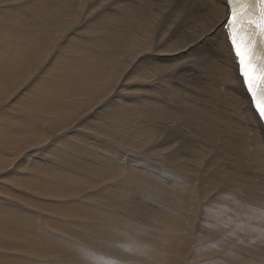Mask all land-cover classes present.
<instances>
[{
  "label": "bare ground",
  "instance_id": "1",
  "mask_svg": "<svg viewBox=\"0 0 264 264\" xmlns=\"http://www.w3.org/2000/svg\"><path fill=\"white\" fill-rule=\"evenodd\" d=\"M41 1L46 4V13L63 17L64 22L66 19L68 25H71L70 30L80 32L82 37H87V31L92 30L93 34L96 33L93 39L96 44L102 42V45H110L111 47V50L101 49L102 45L98 44L96 45L98 48L89 47V49L91 48L90 51H85L88 53L84 55L85 58H81V60L69 59L68 62L72 68L71 76L75 85L72 86V91L69 90V87H66L62 88L64 92L60 93L83 96L86 98L84 102L86 104L87 99H94L96 95H102L111 87V94L106 100L108 104L102 103L103 106H100L91 114L95 129L101 135L103 134V137L104 135L109 136L112 134V130L116 131L117 129L111 123L117 122L118 118L121 117L131 127H137V129L135 127L137 132L135 129L133 130L135 136L140 138V143L151 148L150 150L147 148L148 150L144 152L141 163H131L139 164L143 168L134 167L130 164L128 166L129 172L125 174L123 166L118 164L121 160L116 161V159H120V157H117L118 151H115L116 148L114 150L108 144H89L87 142L98 156L94 157L93 154L91 158L85 159L88 151L85 148L86 145L82 141L72 140V138H78L75 134L70 136L75 132L73 130L57 143L48 144L51 147L50 151L57 156L50 155L53 157H49L45 155L46 153H43L41 155L44 156V161L31 160L28 163L32 175L30 179L33 178L30 185L38 188V182H35L36 178L39 176L46 178V174H40L47 170L45 166H51L50 169H53V167L64 165L77 170L83 176L78 177L77 180L51 178L52 183H63L64 188L68 187L71 191H74L72 187L74 184L80 186L79 193H82L84 189L92 188L85 185L89 182L86 177L89 175L98 176L101 179V186L98 188L100 199L109 198L110 202L119 200L139 207L138 204H144V198L138 195L136 191L138 188L143 192L153 193L160 205L167 204L172 207V211L170 210L171 221L168 224L163 226L161 222L155 221V223L152 221L154 223L147 227L150 232H145L143 231L144 223L129 219L122 209L112 208V203L111 205L108 204L110 206L107 204L102 206L98 204L100 203L99 200L98 203L94 202L97 208H91L84 200H75L77 201L74 203L75 207H72L67 199L68 201L63 202V206L61 205L62 207H58L62 208L61 216L65 217V219L62 218L64 220L61 222L64 226L68 225L70 227L72 224L69 221L77 218L81 229L76 228V222L74 221L75 225L71 228L64 229L66 226L63 228L60 232L62 237L51 233L49 236L59 243L55 242L57 245H52L53 240L50 244L54 247L49 246L52 248L49 253L45 252L46 238H50L47 237L48 234L46 237H41L40 242L34 241V245H32L35 246L34 250L38 249L39 245L45 244L38 255L35 254L40 257L39 259L34 258L35 255L33 254L34 257L32 256V258L35 259V264L36 260H43L41 262L43 264H58L57 260L54 263L48 261L51 257H58V255L59 258L63 256L68 259H72L77 255L76 261L80 260L83 263L85 262L84 264H174L173 262L177 258L179 261L185 253L176 250V245L181 244L180 234L182 232L186 233V237H190L189 233L193 234L192 237L196 242H202L206 240L207 235L211 234L212 236V231L223 233L222 228L224 226L233 225L232 223L236 225L238 222L240 224L244 219L249 222L246 225L243 223L244 228H241L242 225L241 230L239 228L236 232L234 231L235 233L233 232L234 229L232 230L234 234L239 235L238 237L241 239L239 243H237L239 239L235 242L236 239L234 240V235V238L232 237L231 230L229 232L230 237L233 238L231 239L232 242L226 241L227 244L223 243L224 245L220 244L222 242L216 244L217 241L208 242L209 237L208 241L206 240L207 243H197L198 252H194L193 249L192 255H190V258L188 257L189 261L196 260L195 255H199V251H204L206 254L199 255L198 259L203 260V256H208V258L205 257L206 261L196 262L197 264H264V125L259 121L254 109L251 107L250 97L242 78L239 76L238 59L227 38V30H224L226 23L224 20L228 12L226 1ZM8 9L9 7L5 9V12L9 11ZM0 17H3V15ZM41 22L43 23V21ZM66 29L69 30L68 27ZM79 38L78 41L81 42L82 39ZM62 40L64 47L62 46L60 56L57 53L52 54L55 58L52 60V64L58 62L56 59H60L62 55L68 56L69 54L68 50L65 52L68 49V45L65 43L67 37ZM73 41H76L75 37L71 39V43ZM0 48L2 47L0 46ZM106 49L110 51H105ZM120 49H122L121 53ZM94 60L96 65L88 66L85 64ZM118 61L124 62V68L123 71L121 69L122 72L117 69L120 71V75L115 82L112 69L117 68L116 63ZM118 63L120 64V62ZM17 64L19 66L23 65L20 61ZM56 67H60L59 63L54 68H47V75L48 73L49 76L50 74H60ZM66 67L67 71L70 70L68 69V63ZM110 69L111 74L108 75ZM25 71L28 70L25 69ZM59 81L69 83L65 77H59ZM97 84L98 86L95 87ZM12 86L11 79L7 82V87ZM40 86L42 87V85ZM118 97L122 99L119 100ZM42 98L41 103L37 98H33L38 101V103L34 102L36 108H42L40 114H37L33 109L28 110L39 122L45 121L46 124L47 121L52 129L65 127L73 119L79 107L73 108L67 102L60 103L57 96L50 97L46 94ZM32 101L30 103H33ZM115 102L118 105L113 104ZM109 104L111 106L113 104L112 109L105 107ZM113 112H115V115H113ZM26 118H22L16 123L21 127L24 121L30 122ZM22 127L28 130L26 132H30V123L29 125H22ZM23 134L24 132L15 135L17 139L11 138L10 141L9 135L8 139H6V135L1 136L3 138H0V160L3 161L11 155H17L20 151V147L17 148V144H19L17 141ZM48 135L49 132L46 130L42 140L46 139ZM68 139L70 141H67ZM135 139L134 141H136ZM140 143L138 148L141 147ZM135 147L137 148V145ZM27 161H30V159ZM151 162L154 164L150 165ZM123 165L125 166V164ZM138 171L141 174H146V176V172L155 173L153 178L156 181L155 190L154 185L150 183L146 185L142 177L136 175ZM48 174H52V172H48ZM150 177L148 174V178ZM26 180H28V177ZM130 182L135 183L136 187H132L133 185L131 186ZM20 183H24V180H20ZM46 190H48V186H46ZM59 191L62 190L58 188L57 192L50 191V194L58 195ZM58 196L63 197L62 195ZM88 198H92V195H89ZM221 199L223 201L231 199L230 201L235 204V207L231 205L233 208H227L226 205L220 203ZM154 204L160 207L159 204ZM226 204L228 207L230 206L228 203ZM125 205L123 208H125ZM11 218L12 222L16 223L19 216L14 214ZM230 227L233 228L234 226ZM5 230L6 228L0 226L1 233ZM22 230L24 229L22 228ZM22 230H18L17 238L24 241L27 235L25 236L20 232ZM37 232L28 233L41 235L42 231L38 229ZM246 232L248 234H244ZM226 233L228 234V231ZM14 236L6 241H15ZM224 236L226 237V235ZM245 236L251 241L250 246L246 244V247L251 249L252 253L243 254L237 248L232 249V251L228 250L225 253L226 256L232 259L216 255L218 252H222L221 248H226L229 245L234 246L237 244L240 247L239 249L244 248L245 239H247ZM79 240L85 243L81 244L84 247L77 245ZM0 241L2 240L0 239ZM108 242L121 246L123 250L121 259L109 257L110 255L107 254L110 251L106 252L107 254L102 251L103 246H108ZM15 243L13 242V244L11 243L5 247H13V245H16ZM93 246H96L99 251L95 248L93 250ZM46 247L48 248V245ZM110 248L112 249V246ZM32 250L28 251L33 253ZM225 251H227V248ZM4 252L6 251L4 250ZM9 257L6 258L1 254L0 264H17V261L20 263V260H17L18 258H12V255H9ZM23 259L25 260L24 257ZM77 262L79 263V261ZM31 263L27 262V264ZM62 264H69V261Z\"/></svg>",
  "mask_w": 264,
  "mask_h": 264
},
{
  "label": "rangeland",
  "instance_id": "2",
  "mask_svg": "<svg viewBox=\"0 0 264 264\" xmlns=\"http://www.w3.org/2000/svg\"><path fill=\"white\" fill-rule=\"evenodd\" d=\"M7 7H9V9H8L9 11L5 12V9H7ZM45 8H46V4H45V2H43L41 0H0V16L3 15V17H0V31H1L0 32V38H2V39H0V46L2 47V48H0V138H3L1 136L6 135L5 136L6 139L9 138V141H10L11 138L17 139V138H15L16 137L15 135L24 132L23 136L19 137L18 138L19 141H17L21 145V146H18L19 144H17V148L20 147V151H18L17 155H15V156L11 155L10 157L5 158L3 161L0 160V226H1V228H6V230L4 232H2V233L0 232V239L2 240V241H0V247H1L0 248V255L1 254H2V256L4 255V257H6V258H10L9 255H12V258H14V257H15V259L18 258L17 260H20L21 264L22 263L27 264L28 261L35 264L34 258H36V259L40 258L36 255H38L39 251L42 248H44L45 244H46V246L48 245V248L45 246V248H46L45 252H48V253H49L50 249H52L49 246L54 247L52 245H55V246L57 245L56 243L58 241L52 239L49 236L51 233L54 235H57L59 237H62L60 232L63 230V228L66 226V228H64V229H69L75 225V222H76V225H75L76 228L79 227V229H81L80 223L77 221V218H74L75 220L73 219V221L72 220L69 221L72 224V225L69 224V225H71L70 227L68 225L64 226L63 223L61 222L65 219V217L61 216L62 208L60 209L58 207L61 205L63 206V202L65 203L68 200L70 201L69 205H71L72 207H75L74 203L77 202L75 200H79V201L84 200L86 202V204L91 208H97L96 205L94 204V202L98 203L99 200H100V203H98V204L102 205V206H103V204H105V205L110 204L111 205V203H112V205H113L112 208L122 209V211L125 213V215L127 217H129V219L139 220L142 223H144L145 225H144L143 231H145V232H150L147 230V227H148V225L153 224L155 221L163 223V226H165L164 224H168L171 221V211H172L171 206H169L167 204H165L164 206L160 205L159 201L156 199V197L153 193L143 192L138 188L136 189L138 195H140L141 197L144 198V204L143 203L138 204L139 207L137 205L134 206L131 203H128V202L125 203V202H122L119 200H113L110 202L109 198L100 199L101 197H98V194H99L98 188H100V186H101V179L98 176L94 177L92 175H89L88 176L89 178L86 177L89 180V182L86 183L85 185L92 187V188H86V189H84V192H82V193H79L80 186H75L73 184L72 187H73L74 191L73 190L71 191L70 188H68V187L64 188L63 183H60V184L56 183V182L52 183L50 181L51 178H62L63 180L72 178L74 180H77L78 177L83 176V174H80L77 170H73L70 167H67L64 165L60 166V167H53L52 166L53 169H50L51 166H45L47 168V170L41 172L40 174H46V178H44V176H39L36 178L35 182H38V188H36V186L30 185V181H32L33 178L30 179V177L32 175L30 173V166L28 163L31 162V160L32 161L33 160L44 161V156L41 155L43 153H46L45 154L46 156L53 157L55 154L52 151H50L51 147L48 144L57 143L58 141L64 139L68 132L73 131V130H75V132L70 134V136H74L73 134H75V136H77L78 138H72V140L74 139V140L82 141L86 145L85 148L88 151H87V156H85L86 157L85 159H87L88 157L91 158V156H93V154H94V157L98 156V154L92 149V147L89 144H91V143H94V144H96V143L103 144L104 143L106 145L108 144V146H110L111 148H114V150L116 148L115 151H118L117 157H120V159L118 158V159H116V161H120V160L122 161V163L120 161V163L118 162V164L123 166V170L125 169V171H124L125 174H127V172H129L128 166L131 163H141V159L143 158L142 156H144V152L147 151L148 149L150 150V148H151V147H147L148 145L140 143V138L138 136H135V133L133 132V130L135 129L136 126L131 127L129 124L126 123L127 121L121 117L118 118V121L115 123L112 122L111 120H108V121L112 122L111 124H114L116 126V128H117V129L115 128L116 131L112 130L113 132H116V133L112 132L111 135H109V136L104 135V137H103V134L101 135L100 132H98L95 129V127L93 125L94 122L92 120L93 116H91V114H93L97 108H100V106L102 107L103 106L102 103L108 104V101H106V100H108L107 98H109V96L111 94V90H112L111 87L108 89L109 91L107 90L102 95H96L94 97V99H87L86 104H84L86 98H84L83 96L60 93V92H64L63 89L66 87H69V90L72 91V86L75 85V82L72 80V76H71V73H72L71 64L68 62V60L69 59L81 60V58H85L84 55H87L88 54L87 52H89L91 48H98V46H96V45H98L100 43L98 42L96 44L95 40H93L95 38L94 34H96V33L93 34L92 30L87 31V37H82V34L80 32L78 33V32H74V31L70 30L71 25H68L66 19L64 22L63 17H60V16L52 14V13L47 14L46 13L47 10H45ZM41 21H43V23ZM67 27L69 30L66 29ZM60 34H62V35H60ZM71 35L73 36L72 38H74V37L76 38V41L72 42L73 44L71 43L72 38L71 37L69 38V36H71ZM66 37H67V41L65 43L68 45V47H67L68 49H66L65 52H67V50L69 51L68 56L62 55L60 59H56V61H58V62H55L54 64H52L51 63L52 60L55 59V58H53V55L55 53H57L60 56V51H62V49H63L62 46L64 47L62 39H65ZM78 38L82 39L81 42L78 41ZM61 41H62V43H61ZM40 42H42V43H40ZM100 45H102V42ZM60 47H61V49H60ZM89 47H91V48L89 49ZM57 48L59 51L57 50ZM104 48L111 50L110 45L109 46L108 45H102L101 49H104ZM74 49H76V50H74ZM107 49L105 51H110ZM54 50H55V52H54ZM82 51L84 54L82 53ZM85 51H87V52H85ZM113 51H114V49H113ZM119 51L121 53L122 49H120ZM78 52H80L79 55H78ZM104 56H106V55H104ZM91 58L95 59L94 57H91ZM18 60L21 63H23V65L21 64L19 66L17 64L19 62ZM28 60H29V62H28ZM118 62H120V64ZM118 62L116 63L118 65L117 68L112 69L113 76L115 75L113 78V80H115V82L117 81L116 78H118L120 75L121 69L123 71V68H124L123 67L124 62L123 61H118ZM121 62H122V64H121ZM58 63L60 65V67H56V70L60 71L59 72L60 74H58V75L57 74H50V76H49V73H48V75H47V68H51V67L54 68L55 65ZM67 63H68V69H70L68 71H67V67H66ZM85 64H87L88 66H92V64L93 65L95 64V60L93 62H87ZM27 66H28V68H27ZM25 69H27L28 71H25ZM117 69H120V71ZM109 73L111 74V69L109 70L108 75H109ZM19 76H22V77L18 78ZM58 76L59 77H65L69 81V83H67L66 81L65 82L59 81ZM56 77H58V78L56 79ZM11 79H12L13 86L7 87V82H9ZM73 82H74V84H73ZM113 82H112V84L114 85ZM49 83H50V85H49ZM40 85H42V87ZM43 85H44V87H43ZM84 85L87 86L86 84H84ZM97 86H98V84L95 87H97ZM57 92H58V94H57ZM55 93H56V95H55ZM38 94H39V96L37 97ZM46 94H47V96H50V97L57 96L58 97L57 99L60 103L67 102L73 108L78 107V106L80 107V108L78 107V109L76 110V112L74 114L73 119L65 127H63V128L62 127H56V128L52 129L51 126L48 125L47 121H46V124H45V121L39 122L36 117H34L30 114V111H29L30 109H33V110H35V112L37 114H40V110H42V108H36V104H34V102L38 103V101H40L39 103H41L43 101L42 97L45 96ZM61 94H63V95H61ZM78 97L82 98V99H79ZM33 98L34 99L37 98L38 101L34 100ZM99 98H101V99H99ZM118 99L120 100L122 98L118 97ZM101 100H102V102H101ZM31 101L33 103H30ZM113 104L118 105L116 102ZM113 104H112V106H113ZM44 105H45V100H44ZM84 105H86V106H84ZM112 106H111V104H109L105 107L112 109ZM79 109H80V111H79ZM113 113H114L113 115H115V112H113ZM12 118L15 120H13ZM22 118H24V119L26 118V119L30 120V122L24 121L20 127V125H18L16 122L20 121ZM110 118H112V117H110ZM123 122H125V123H123ZM29 123H30V132H26L28 130L25 127H22V125H29ZM13 124L15 127L13 126ZM120 124H121V126H120ZM92 127H93V130H92ZM8 129H10V130L8 131ZM136 129H137V127H136ZM136 129H135V131H136ZM46 130H48L49 135L47 136L46 139L42 140V136H44V134H46ZM91 131H92V133H91ZM15 132H16V134H15ZM8 135H9V137H8ZM129 135L132 136V139H131V136H129ZM100 137H101V139H100ZM128 139H130V140L128 141ZM134 139L136 141L137 140L138 141L136 142V141H134ZM0 141H1V139H0ZM67 141H70V140L68 139ZM133 142H135V143H133ZM139 143H140L141 147L139 146V148H138ZM128 145H130V146H128ZM136 145H137V148L136 147L134 148V146H136ZM143 146H144V148H143ZM79 148L83 149L82 147H79ZM92 152H94V153H92ZM140 152H143V153H140ZM2 153H5V152H2ZM124 154H125V157H124ZM50 155H53V156H50ZM119 155H121V156H119ZM130 155H131V157H130ZM55 156H57V155H55ZM121 157H122V159H121ZM29 159H30V161H27ZM136 161H138V162H136ZM149 161H151V160H149ZM40 163H42V162H40ZM123 164H125V166ZM149 164L153 165L154 163L151 162ZM131 165L134 167H140L141 169L143 168L139 164H131ZM48 172H52V174H48ZM146 173H147V176H146V174H141L138 171V172H136V175L141 176L146 185H148V183H150L151 185H154L153 188L155 190L156 181H155V179H153L155 173H153V172L152 173L146 172ZM148 174L152 178L151 177L148 178ZM27 177H28V180H26ZM24 178H26V179H24ZM16 180H18V181H16ZM20 180H24V183H20ZM147 181H149V182H147ZM109 182L112 184L111 181H109ZM50 184H52V186H50ZM130 184H131V186L133 185L132 187H136L135 183L130 182ZM46 186H48V190H46ZM54 186H56V188H54ZM58 188H60V190H62V191H59L58 195H62L63 197H59L57 194L56 195L50 194V191L57 192ZM46 192H48V193H46ZM89 195H92V198L89 199L88 198ZM33 200H35V201H33ZM227 200L228 201H226V200L223 201V199H221L220 203L223 204L224 206L226 205V207L229 209L233 208L231 205H233L235 207V204L230 201L231 199L230 200L227 199ZM102 201H103V203H101ZM229 201L231 204L229 203ZM113 203H115V204H113ZM154 203L159 204L160 207L155 206ZM226 203H228V205H230L231 207L230 206L228 207ZM125 204L126 205L128 204L129 206L128 205L126 206ZM145 204L147 205V207ZM110 205H108V206H110ZM124 205H125V208H123ZM43 206H45V207H43ZM238 207L240 208V206H238ZM136 210H139V211H136ZM140 211H141V213H140ZM14 214H16V216H19V218H17L18 222H16V223H13L12 218H11L12 216H14ZM62 218H64V219H62ZM152 221H154V222H152ZM51 222H52V224H51ZM55 222L58 224L59 227L56 226L57 224ZM59 222H61V223H59ZM243 223L246 225V223H249V222H248V220L246 222V220L244 219L243 222L242 221L240 222V224L238 222L237 223L238 225L236 224L237 226L234 225V223H232L233 225H230V224H229V226L226 225L222 228L223 233H221L220 231H215L217 233L216 234L214 231H212V236H211V234L207 235L205 237V239L207 240L210 237L209 241L207 240L208 242L217 241L218 243H216V244H219L220 242H222L220 244H223V243L227 244L226 241L232 242L231 239H233L235 237L234 240L236 239L235 240V242H236L240 237H238L239 235H236L234 233L242 225L243 226L241 228L245 227ZM19 224H21V225H19ZM25 224H26V226H25ZM13 225H14V227H12ZM60 225L63 227L61 228ZM77 225H79V226H77ZM230 226H232V227L234 226V227L231 228ZM15 227H17L18 229H16ZM46 227H47V229H46ZM22 228L24 230H22ZM241 228L239 230H241ZM14 229H15V231L22 230L20 232H22L25 236L27 235L24 241H22L21 238L18 240L17 237H18L19 231L16 232L17 234L12 233V232H15ZM38 229L40 231H42L41 235L40 234L39 235L38 234L33 235L32 233H28V232H35V231L37 232ZM54 230H55V232H54ZM232 230H233V232L234 231L235 232L233 233ZM226 231H228V234L226 233ZM229 231L231 232L232 237L234 235L233 238L230 237ZM57 232H58V234H57ZM4 233H6V234H4ZM47 234H48V236H47ZM215 234H216V236H215ZM244 234H248V233L246 232ZM150 235L152 236V234H150ZM192 235L193 234L189 233L190 237H186V233L182 232L180 234L182 240H181V244L178 243V245H176V247H177L176 250L179 252H182V253H184V252L186 253L187 250H188V252L186 254L184 253L183 258H180L179 261L177 258L173 262L174 264H179V263H181V264H189V263L190 264H194V263L197 264V263L203 262V260H205V257L208 258V256H205V257L203 256L202 257V258H204L203 260L201 258L198 259L199 255H205L206 254V252H204V251H199V255L194 254L195 257H197L196 260L192 259L193 261L192 260L189 261L190 255H192L191 253L193 251L198 252L197 251L198 250L197 243L198 244L207 243L206 240H204L202 242H196V240L192 237ZM224 235H226V237ZM12 236H14L15 241H11V242L6 241V240H9L10 238H12ZM46 236L50 237V238H46V243L43 245H39V248L34 250L35 246H32V245H34L33 242L35 241L38 243L41 241V237H46ZM187 238H190V239H187ZM215 238H218V239H215ZM246 238H247V239H245L246 243L244 245L245 247H246V244L248 246H250V243H251V241L248 239V237H246ZM184 239H185V241L188 240V241H186L187 243L185 241H183ZM53 240H54V242L51 243ZM240 241H241V239H239L237 241V243H239ZM13 242H16L15 243L16 245L15 246L13 245L14 249H13V247H5L11 243L13 244ZM111 243L112 242H108V244H107L108 246L105 245L107 248L105 246H103L102 251H105V253L108 251H110V252L113 251L111 253L109 252L110 254L109 253L108 254L106 253V254L108 256L110 255L109 257H113V258L117 257L116 259H118V260L121 259L123 257V256L121 257V252L123 251L121 246H119L116 243H113V244H111ZM81 244H85V243L81 240L77 241L78 246L84 247ZM182 244H184V245L186 244V245L182 246ZM192 244H194V245H192ZM110 245L112 246V249L110 248L111 247ZM229 246L226 247L227 251H225L226 248H221L222 252H220V253L218 252L216 255L232 259V258L226 256L225 253L228 252V250L232 251V249H237V248L243 254L252 253L251 249H249L247 247H246V249H245V247L242 249H239L240 247L237 244L234 246H230V247ZM228 247H229V249H228ZM94 248L96 249V246L95 247L93 246L92 249L94 250ZM105 248H106V250H105ZM31 249H33L32 250L33 253L28 251ZM113 249H115V250H113ZM4 250L6 252H4ZM98 251H99V249H98ZM19 252H21V253H19ZM112 253H116L119 256L116 254H112ZM33 254L34 255L36 254L35 257ZM32 256L34 258H32ZM20 257H22V259L24 257L25 260L20 259ZM259 258L261 259V256ZM60 259H62V260H60ZM67 259L68 258H65L63 256H60V258H59V255H58V257L57 256L51 257L50 259H48V261L50 260L49 262L52 261L53 263L58 261L57 262L58 264L60 262H62V263L67 262L68 263V261H69V264L70 263H72V264H75V263L76 264H82L83 263L80 260H77V261H79V263L76 261L77 255L72 257V259H68V261H67ZM186 260H188V261H186ZM42 261L36 260V264H43V263H41ZM48 261L46 260L47 263H48ZM74 261H76V262H74ZM199 261H201V262H199ZM20 263H19V261H17V264H20Z\"/></svg>",
  "mask_w": 264,
  "mask_h": 264
},
{
  "label": "snow or ice",
  "instance_id": "3",
  "mask_svg": "<svg viewBox=\"0 0 264 264\" xmlns=\"http://www.w3.org/2000/svg\"><path fill=\"white\" fill-rule=\"evenodd\" d=\"M232 5L228 21L227 38L239 63V76L243 80L251 107L264 122V56L257 54L256 37L264 44V0L254 4H238L228 0Z\"/></svg>",
  "mask_w": 264,
  "mask_h": 264
}]
</instances>
